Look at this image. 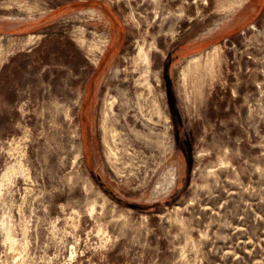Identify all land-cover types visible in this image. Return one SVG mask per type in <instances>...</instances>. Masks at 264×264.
Masks as SVG:
<instances>
[{
    "label": "rangeland",
    "instance_id": "374dc122",
    "mask_svg": "<svg viewBox=\"0 0 264 264\" xmlns=\"http://www.w3.org/2000/svg\"><path fill=\"white\" fill-rule=\"evenodd\" d=\"M0 264H264V0H0Z\"/></svg>",
    "mask_w": 264,
    "mask_h": 264
},
{
    "label": "bare ground",
    "instance_id": "6f19581e",
    "mask_svg": "<svg viewBox=\"0 0 264 264\" xmlns=\"http://www.w3.org/2000/svg\"><path fill=\"white\" fill-rule=\"evenodd\" d=\"M12 169H18V168H15V166L13 165L11 168H9L5 173H4V175L6 174H8L10 171H12ZM13 172H15V171H13ZM10 174V173H9ZM11 175V174H10ZM8 177V176H7ZM10 235V234H9ZM11 239V238H10Z\"/></svg>",
    "mask_w": 264,
    "mask_h": 264
}]
</instances>
